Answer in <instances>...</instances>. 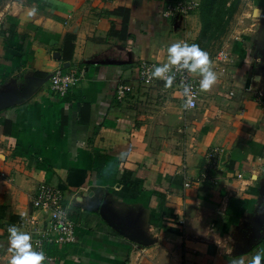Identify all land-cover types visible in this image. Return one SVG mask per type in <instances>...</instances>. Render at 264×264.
Masks as SVG:
<instances>
[{
	"label": "crops",
	"instance_id": "0c3cea01",
	"mask_svg": "<svg viewBox=\"0 0 264 264\" xmlns=\"http://www.w3.org/2000/svg\"><path fill=\"white\" fill-rule=\"evenodd\" d=\"M166 1L1 6L0 264L8 226L48 220L31 204L42 185L61 191L76 223L75 242L46 246L45 264H229L264 250V0H240L210 60L216 83L200 91L192 74V110L176 84L146 86L135 72L198 36L200 0L184 20L163 17ZM117 8L129 10L126 39L109 35L122 27ZM56 70L81 75L63 97L49 89ZM119 84L131 87L123 101ZM211 148L218 170L201 180Z\"/></svg>",
	"mask_w": 264,
	"mask_h": 264
},
{
	"label": "built area",
	"instance_id": "2783aa9c",
	"mask_svg": "<svg viewBox=\"0 0 264 264\" xmlns=\"http://www.w3.org/2000/svg\"><path fill=\"white\" fill-rule=\"evenodd\" d=\"M195 0H167L163 9V17L168 20H184L192 12L197 9ZM155 64L152 62L141 60L136 63L135 72L137 79L146 86L151 85L154 79H148L149 72ZM81 75L75 71L62 72L61 70L54 71L49 77L50 91L59 97H63L66 93L77 86ZM164 82V81H163ZM179 88L183 102V84H191L194 96V107L187 110H192L197 107L198 90L195 82L192 79V74L178 72L174 83ZM131 92V87L127 84H119L115 90V98L117 101H123L126 95ZM257 104L264 109V98H257ZM221 151L217 148H211L204 157L201 180L209 179L211 174L218 170L219 158ZM240 177V176H238ZM192 186V182L186 181L184 188ZM34 210L43 211L48 214V220L40 224L38 221H32V226L28 233L32 237V243L36 250H43L46 255V261L50 260L46 253V246L55 245L58 248L64 247L75 242L76 223L70 218L67 207L63 204V196L58 188L50 185H42L39 187L35 196L31 200Z\"/></svg>",
	"mask_w": 264,
	"mask_h": 264
},
{
	"label": "clouds",
	"instance_id": "9594fccd",
	"mask_svg": "<svg viewBox=\"0 0 264 264\" xmlns=\"http://www.w3.org/2000/svg\"><path fill=\"white\" fill-rule=\"evenodd\" d=\"M35 10H33V15ZM186 71L199 77L198 88L200 91H208L217 81V74L210 66L209 55L199 45L186 41L172 43L167 48L166 61L160 65H154L149 72L148 79L164 81V87H172L176 74ZM183 96L186 98L184 109L194 107L195 93L191 84H183ZM8 232L7 252L10 258L7 264H45L46 255L43 250H36L32 243L31 235L16 225H10ZM264 261V250L258 251L251 257L233 258L229 264H261Z\"/></svg>",
	"mask_w": 264,
	"mask_h": 264
},
{
	"label": "trees",
	"instance_id": "16d2710c",
	"mask_svg": "<svg viewBox=\"0 0 264 264\" xmlns=\"http://www.w3.org/2000/svg\"><path fill=\"white\" fill-rule=\"evenodd\" d=\"M3 0H0L2 2ZM240 0H200L199 2V13L201 24L206 23L208 14H211V17L214 19H221L223 21V27L227 26L230 22L233 14L236 12ZM112 14L120 16L122 18V27L120 31H115L111 29L109 35L117 37L119 39H126L127 34V24L129 19V10L126 8H117L112 11ZM224 30V29H223ZM74 37L68 35L65 38V47L68 50L66 58H71L73 52V41ZM264 264V262H261Z\"/></svg>",
	"mask_w": 264,
	"mask_h": 264
},
{
	"label": "rangeland",
	"instance_id": "374dc122",
	"mask_svg": "<svg viewBox=\"0 0 264 264\" xmlns=\"http://www.w3.org/2000/svg\"><path fill=\"white\" fill-rule=\"evenodd\" d=\"M13 0H3L0 2V8L5 3H9ZM199 14V32L195 44L199 45L200 48L206 51L211 60L213 57L220 54L222 50L223 37L227 32V26L223 27V21L220 19H214L211 17V14H208L206 23L201 24L200 13ZM224 29V30H223Z\"/></svg>",
	"mask_w": 264,
	"mask_h": 264
}]
</instances>
